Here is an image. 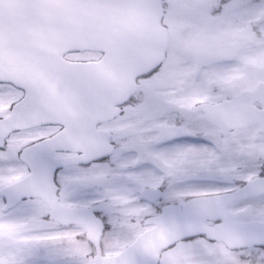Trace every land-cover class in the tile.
Returning a JSON list of instances; mask_svg holds the SVG:
<instances>
[{"label":"snow or ice","instance_id":"obj_1","mask_svg":"<svg viewBox=\"0 0 264 264\" xmlns=\"http://www.w3.org/2000/svg\"><path fill=\"white\" fill-rule=\"evenodd\" d=\"M0 264H264V0H0Z\"/></svg>","mask_w":264,"mask_h":264}]
</instances>
